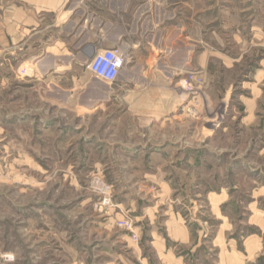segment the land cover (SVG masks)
<instances>
[{
	"label": "rangeland",
	"instance_id": "374dc122",
	"mask_svg": "<svg viewBox=\"0 0 264 264\" xmlns=\"http://www.w3.org/2000/svg\"><path fill=\"white\" fill-rule=\"evenodd\" d=\"M62 1L63 66L0 68V264H264V0L178 4L202 8L181 68L132 31L150 0ZM87 41L123 52L114 82Z\"/></svg>",
	"mask_w": 264,
	"mask_h": 264
},
{
	"label": "crops",
	"instance_id": "0c3cea01",
	"mask_svg": "<svg viewBox=\"0 0 264 264\" xmlns=\"http://www.w3.org/2000/svg\"><path fill=\"white\" fill-rule=\"evenodd\" d=\"M202 1L205 3V0ZM194 2L200 4L201 0H150L140 9L134 10L132 31L140 29L145 31L149 25L151 37L169 35L171 43L167 50L171 49L173 53L182 51V57L180 54L178 57L174 55L173 65L178 68L188 67L191 62V44L185 43V41L180 43L181 39L179 38L190 35L192 21H197L198 26H200L202 8L198 6V9L192 12L188 9L185 11L184 8L176 9V6L182 3L192 8ZM64 3L65 1L60 2V0H0V68L11 69L15 68L14 62L18 64L24 62V64L28 63L41 72H48L49 70L57 72L56 69L63 66L61 47L63 33L70 36L74 35L72 25H64L62 12ZM171 4L173 9L170 11L162 7ZM128 8L127 2L120 6L121 12L124 13L128 12ZM203 10H206L205 7ZM138 20L144 21L143 24L139 25ZM123 32L127 35L128 28H125ZM173 41H177L178 44L174 45ZM57 46L59 50L56 49ZM74 46L76 53L85 51L86 59L91 57H88L89 53H93L96 48L90 44V41L80 46L75 43ZM51 47L52 49L48 50ZM15 53L16 56L12 57ZM121 71H119L118 77L121 75ZM96 79L109 83L103 79ZM8 84V76L0 74V89L5 88ZM10 116L0 105V130H4L5 126L2 123L8 121ZM182 236L184 237L185 233Z\"/></svg>",
	"mask_w": 264,
	"mask_h": 264
},
{
	"label": "built area",
	"instance_id": "2783aa9c",
	"mask_svg": "<svg viewBox=\"0 0 264 264\" xmlns=\"http://www.w3.org/2000/svg\"><path fill=\"white\" fill-rule=\"evenodd\" d=\"M124 64V54L119 48H95L87 61V68L96 78L112 83L117 79L119 71L123 68ZM102 203L111 205L110 196L103 197ZM127 226L130 227V223H127ZM133 238L137 240L135 234Z\"/></svg>",
	"mask_w": 264,
	"mask_h": 264
},
{
	"label": "water",
	"instance_id": "95a60500",
	"mask_svg": "<svg viewBox=\"0 0 264 264\" xmlns=\"http://www.w3.org/2000/svg\"><path fill=\"white\" fill-rule=\"evenodd\" d=\"M91 54H92V53H91ZM91 54L89 53L88 57H90V56H91Z\"/></svg>",
	"mask_w": 264,
	"mask_h": 264
}]
</instances>
